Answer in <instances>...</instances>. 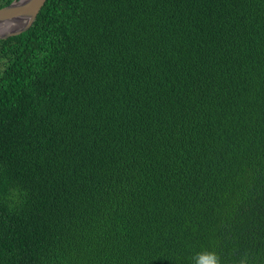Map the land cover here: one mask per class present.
I'll return each mask as SVG.
<instances>
[{"label": "trees", "instance_id": "trees-1", "mask_svg": "<svg viewBox=\"0 0 264 264\" xmlns=\"http://www.w3.org/2000/svg\"><path fill=\"white\" fill-rule=\"evenodd\" d=\"M202 250L264 264V0H46L0 39V264Z\"/></svg>", "mask_w": 264, "mask_h": 264}, {"label": "water", "instance_id": "water-1", "mask_svg": "<svg viewBox=\"0 0 264 264\" xmlns=\"http://www.w3.org/2000/svg\"><path fill=\"white\" fill-rule=\"evenodd\" d=\"M45 1L12 0L0 7V39L18 35L30 28Z\"/></svg>", "mask_w": 264, "mask_h": 264}, {"label": "clouds", "instance_id": "clouds-1", "mask_svg": "<svg viewBox=\"0 0 264 264\" xmlns=\"http://www.w3.org/2000/svg\"><path fill=\"white\" fill-rule=\"evenodd\" d=\"M13 191L15 192L16 190ZM192 262L193 264H220L218 255L208 250L197 252L192 257Z\"/></svg>", "mask_w": 264, "mask_h": 264}]
</instances>
